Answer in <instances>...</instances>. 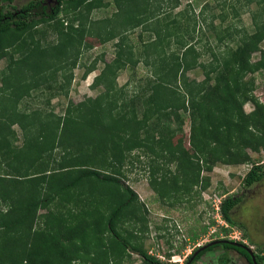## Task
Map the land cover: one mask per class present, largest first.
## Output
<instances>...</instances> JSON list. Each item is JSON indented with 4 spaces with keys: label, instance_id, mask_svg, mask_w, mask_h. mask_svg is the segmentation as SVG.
Here are the masks:
<instances>
[{
    "label": "trees",
    "instance_id": "16d2710c",
    "mask_svg": "<svg viewBox=\"0 0 264 264\" xmlns=\"http://www.w3.org/2000/svg\"><path fill=\"white\" fill-rule=\"evenodd\" d=\"M15 1L0 0V61L7 59L0 69V264H123L132 254L145 264H173L145 249L141 234L147 219L133 210L138 194L121 175L129 164L143 163L152 188L173 204L201 197L211 185L203 172L217 163L250 165L245 187L260 177L256 162L264 159V102L255 94V78L246 77L264 73V0H239L241 10L234 0H213L212 6L208 0L200 18L189 5L168 19L170 9L180 5L169 0L173 5L165 10L134 12L136 20H121L120 27L115 19L122 2L114 0L113 16L97 20L108 22L101 26L105 33L93 30L91 14L111 1L28 0L19 7ZM230 4L236 15L250 13L253 30L224 26ZM199 20L216 36V45L203 52L209 62L187 37ZM148 21L165 26L150 29L156 38L143 41L137 53L128 33ZM168 28L175 31L176 49ZM45 33H53L55 41L43 40ZM87 36L101 43L117 40L116 54L103 61L91 84L104 90L76 102L69 96L74 70L83 67L81 56L89 48ZM255 52H260L257 61ZM140 64L148 71L135 86H119L120 72L132 67L136 74ZM96 67L97 61L83 76ZM196 68H202L204 79L190 77ZM43 87L47 104L60 96L69 99L64 114L31 106L32 99L44 96ZM248 102L254 105L249 112ZM187 119L188 146L174 142ZM200 177L202 186L196 189ZM241 200L228 194L221 201L230 224H244L233 214ZM126 213L131 228L123 235L116 226ZM207 228L202 225L201 231ZM223 259L229 264L233 258Z\"/></svg>",
    "mask_w": 264,
    "mask_h": 264
},
{
    "label": "rangeland",
    "instance_id": "374dc122",
    "mask_svg": "<svg viewBox=\"0 0 264 264\" xmlns=\"http://www.w3.org/2000/svg\"><path fill=\"white\" fill-rule=\"evenodd\" d=\"M28 0H16L14 3L18 7L27 2ZM111 1V6L103 8V9H95L91 14V19L94 20L92 28L93 30H97L96 32L105 33L102 29V25L108 24V22L98 21L101 18H105L107 16H113V12L117 9V5L114 3V0H104ZM122 2L121 12L118 14L117 19H115L116 26L120 27L121 20L131 19L134 12L139 14L138 12H146L145 10H152L155 12L159 7L161 11L165 10L168 6H172L173 4L169 0L163 4L165 0H148V6H145L144 0H120ZM180 5L176 7L174 10L170 9V16L168 19L174 18V14H178L181 10H184L189 5L194 9V13L197 18H200L201 7L208 0H179ZM210 0L211 6L214 2ZM221 1V0H220ZM226 1V0H225ZM228 1V0H227ZM226 1V2H227ZM232 0H229L231 2ZM113 2V3H112ZM151 2V3H150ZM222 2V1H221ZM240 1L234 0L233 4L239 10ZM233 4L227 8L229 14L228 20L225 22L224 26H232L240 28H246L247 30H253L252 20L249 12L241 13L240 15H236L233 12ZM116 6V7H115ZM205 6V5H204ZM146 7V8H145ZM221 7V6H220ZM217 10V12L221 11V9ZM253 9H257L259 6L257 4H252ZM173 11V13H172ZM211 9L209 8L205 11L206 16L210 15ZM65 21L68 19L65 15H60ZM132 20H136L134 18ZM202 20V19H201ZM208 18V22H209ZM164 23H166L165 19H162ZM203 21V20H202ZM216 24H219L220 19H217ZM158 24V25H157ZM159 25L161 27L165 26L162 23L155 21L144 22L141 26L136 28L135 30L128 33L127 42L131 45L134 44V50L137 53L141 52V47L143 41L152 40L156 38L155 35H150L152 30L158 31ZM194 31L192 29L191 35L187 37L190 39L198 51L204 52L205 48L207 50V46L209 44L215 45L214 38L215 33L211 31L209 26L206 23L198 22L195 26ZM41 28H45L41 26ZM149 28V29H148ZM145 29L147 30L145 31ZM152 29V30H150ZM168 32L171 33L174 37L173 40V49H176L175 45L176 36L175 31L168 28ZM142 35V39L139 36ZM46 37L43 40H47L48 42L55 41V35L53 33H45ZM39 36V35H38ZM86 41L88 42V49H85L80 62L83 67H77L74 70V79L70 91V96L72 100L76 102H81L88 97H96L98 96L104 88L102 86L92 87L91 84L95 79L96 75H98L102 68L104 67L103 61H112L116 54V42L117 40H113L107 43H101L97 37L95 36H87ZM264 45V43H263ZM206 55V62H208L209 53H203ZM260 58V52H255L252 56L253 61H257ZM208 59V60H207ZM202 60L203 57H202ZM95 61H97L96 70L92 71L84 77V72L87 66H91ZM205 61V60H204ZM7 64V59H2L0 61V69L5 67ZM148 70L143 64H140L138 68L133 70L132 67H128L125 70L121 71L118 76V84L119 86H126L129 84V88H133L135 84L138 82L139 76L146 73ZM190 77H196L200 80L205 78L203 74L202 68H196L190 71ZM255 78L256 83V91L255 94L264 102V73L262 71L252 73L246 77V79ZM42 89V94L44 96L32 99L30 104L32 107H40L45 109H54L55 112L59 114H64L65 107L69 101L68 98L64 96L56 97L51 100L49 104L46 103V97L48 95L47 89L44 87ZM44 90V91H43ZM46 90V92H45ZM254 108V105L251 102L245 104V110L247 112L251 111ZM188 115V113H187ZM189 117V116H188ZM189 125L190 120L187 119L184 125V131L181 134H178L175 137L174 142H178L181 140L185 141V145H189ZM252 156L258 157V154H254V152L250 151ZM128 161H126V165ZM176 165L172 164V169L176 170ZM145 165L143 163H139L135 161V163L130 167V164L124 168L123 173L121 175L123 178V182L128 184L131 188H133L138 194V202L133 207V210L138 211L140 213V217L144 216L147 219L148 229L143 235V245L149 254L160 259L163 262H172L173 264H185L189 256L197 250L201 245L206 244L207 242L214 241L216 239L221 238H229L234 240L235 238H243L247 240L246 236H249L248 242L251 243L253 241L257 242L259 246L257 250L259 253H264V228L262 227L264 224L261 223V220H264V185L263 186H249L245 187L242 183L244 174L250 168V165L247 164H239V165H227L222 163H217L214 165L213 169L210 172H203L204 175L208 174L211 180V185L208 189L201 190V197L194 196L192 201L190 202H177L173 204V202H169V199L159 195L150 184L149 181V173H146L144 169ZM197 179L195 182V188L199 189L202 186V180ZM228 194H236L241 196L242 200L235 207L233 214L235 219L239 223H244V226H240L238 224H230L225 220L223 214L221 212V201L225 195ZM196 195V194H195ZM47 210L43 209L40 213H46ZM130 213V212H129ZM128 213H126L125 217L121 218L120 223L116 226V228L121 231V233L126 235L128 231H130V222L128 218ZM138 219V218H137ZM140 220V218L138 219ZM139 226L143 225L139 221ZM208 225L207 231L202 232V225ZM246 225V226H245ZM239 240V239H238ZM168 253H172L171 257H168ZM123 264H145L141 258L137 254H132L130 257H127Z\"/></svg>",
    "mask_w": 264,
    "mask_h": 264
},
{
    "label": "flooded vegetation",
    "instance_id": "af4514ba",
    "mask_svg": "<svg viewBox=\"0 0 264 264\" xmlns=\"http://www.w3.org/2000/svg\"><path fill=\"white\" fill-rule=\"evenodd\" d=\"M262 164H264V159L262 161L256 162V166H258L257 172L260 177L256 179V181L252 185H264V167L259 168V166H261ZM260 222L264 224V220H261ZM262 227L264 228V225ZM249 236L247 237V240H249ZM247 240L243 238H239V240L221 238L211 242H207L206 244L201 245L199 248H197V250H195V252L189 256L185 264H227L223 258L228 256L233 258L232 262L229 264H264V253H259L257 251V245L251 244ZM233 243H239L240 245H236ZM226 245L236 246L237 248L246 251V253H241L240 251L237 252L235 249L226 247ZM250 249L254 251L251 256L252 262H250L248 258V256L251 255V253L249 252Z\"/></svg>",
    "mask_w": 264,
    "mask_h": 264
},
{
    "label": "crops",
    "instance_id": "0c3cea01",
    "mask_svg": "<svg viewBox=\"0 0 264 264\" xmlns=\"http://www.w3.org/2000/svg\"><path fill=\"white\" fill-rule=\"evenodd\" d=\"M215 45H216V36H215V38H214V42H213ZM212 44H209L208 46H211ZM215 45H212V46H215ZM196 46V45H195ZM207 46V47H208ZM172 47H173V45H172ZM173 49V48H172ZM206 49V48H205ZM210 59L208 60V62L211 60V57H209ZM203 59L205 60V62H206V55L204 54L203 55ZM188 74H190V72L188 73ZM198 80H200L199 78H197Z\"/></svg>",
    "mask_w": 264,
    "mask_h": 264
},
{
    "label": "clouds",
    "instance_id": "9594fccd",
    "mask_svg": "<svg viewBox=\"0 0 264 264\" xmlns=\"http://www.w3.org/2000/svg\"><path fill=\"white\" fill-rule=\"evenodd\" d=\"M235 209V208H234ZM226 220V219H225ZM227 221V220H226ZM228 222V221H227ZM243 226H244V224H243ZM242 226V227H243ZM246 226V225H245ZM248 235H250L249 233H248ZM251 236V235H250ZM246 237H248V236H246ZM251 238V237H250ZM236 239V238H235ZM239 239V238H238ZM248 239V238H247ZM251 240V244H256L257 246H259L258 245V243L257 242H255V241H253L252 239H250ZM250 250H252V249H250ZM253 251V250H252ZM258 251V250H257ZM253 253H254V251H253ZM252 256V255H251Z\"/></svg>",
    "mask_w": 264,
    "mask_h": 264
},
{
    "label": "water",
    "instance_id": "95a60500",
    "mask_svg": "<svg viewBox=\"0 0 264 264\" xmlns=\"http://www.w3.org/2000/svg\"><path fill=\"white\" fill-rule=\"evenodd\" d=\"M233 244H236V245L238 244V245H240L239 243H233ZM241 246H242V245H241ZM249 252L251 253V255L253 254V251H252V250H250Z\"/></svg>",
    "mask_w": 264,
    "mask_h": 264
}]
</instances>
